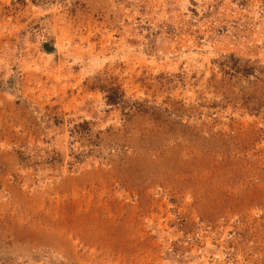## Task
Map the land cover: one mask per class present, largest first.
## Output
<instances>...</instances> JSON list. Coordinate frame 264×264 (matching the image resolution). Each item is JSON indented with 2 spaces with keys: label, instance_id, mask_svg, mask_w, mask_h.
Masks as SVG:
<instances>
[{
  "label": "rangeland",
  "instance_id": "rangeland-1",
  "mask_svg": "<svg viewBox=\"0 0 264 264\" xmlns=\"http://www.w3.org/2000/svg\"><path fill=\"white\" fill-rule=\"evenodd\" d=\"M0 264H264V0H0Z\"/></svg>",
  "mask_w": 264,
  "mask_h": 264
},
{
  "label": "trees",
  "instance_id": "trees-1",
  "mask_svg": "<svg viewBox=\"0 0 264 264\" xmlns=\"http://www.w3.org/2000/svg\"><path fill=\"white\" fill-rule=\"evenodd\" d=\"M108 103H114V99L110 96L106 97Z\"/></svg>",
  "mask_w": 264,
  "mask_h": 264
}]
</instances>
